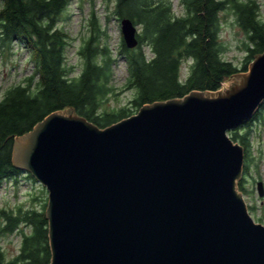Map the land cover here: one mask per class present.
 Wrapping results in <instances>:
<instances>
[{
    "label": "water",
    "instance_id": "1",
    "mask_svg": "<svg viewBox=\"0 0 264 264\" xmlns=\"http://www.w3.org/2000/svg\"><path fill=\"white\" fill-rule=\"evenodd\" d=\"M120 22L137 47L138 25ZM263 103L264 51L219 90L106 127L69 107L15 136L14 166L48 191V264H264V224L239 190L245 148L229 134Z\"/></svg>",
    "mask_w": 264,
    "mask_h": 264
},
{
    "label": "trees",
    "instance_id": "2",
    "mask_svg": "<svg viewBox=\"0 0 264 264\" xmlns=\"http://www.w3.org/2000/svg\"><path fill=\"white\" fill-rule=\"evenodd\" d=\"M71 0H0V47L11 48L14 42L27 47L33 73L24 83L6 90L0 99V186L16 179L24 171L13 164V139L30 130L50 113L74 107L77 112L101 127H106L134 113L131 106L106 109L104 103L114 92L112 81L118 59L109 44L102 41L101 24L95 12L91 31L79 49L82 68L66 61L70 35L59 22ZM184 12L176 14L171 0H116L114 13L129 17L141 26L139 45L128 48L124 40L119 55L127 65L126 86L135 90L131 104L138 111L155 101L183 97L192 90H219L222 83L240 71L248 70L254 56L264 51V21L257 0H180ZM231 9L237 25L246 34L248 52L243 67L224 57L226 46L221 39L220 13ZM147 46L151 56L144 47ZM184 62L190 63L182 78ZM264 119V103L254 118L241 127H250ZM250 131L230 132L245 148L244 171L251 163ZM32 177L31 174H29ZM244 180L239 189L244 190ZM43 208L2 209L4 234L19 230L22 239L18 254L8 258L0 247V264H48L51 250L48 220Z\"/></svg>",
    "mask_w": 264,
    "mask_h": 264
},
{
    "label": "rangeland",
    "instance_id": "3",
    "mask_svg": "<svg viewBox=\"0 0 264 264\" xmlns=\"http://www.w3.org/2000/svg\"><path fill=\"white\" fill-rule=\"evenodd\" d=\"M176 14L184 12L180 0H171ZM260 6V17L264 21V0H257ZM116 0H71L67 10L63 13L59 22L70 35V43L66 48V61L68 65L75 67V74L82 68V59L79 49L91 31L90 19L95 12L101 24L102 41L108 43L116 59L114 66V78L112 85L114 92L108 96L104 103L106 109H119L128 106L137 112L130 103L135 95V90L126 86L128 77L127 65L123 56L119 55L120 46L123 41L121 29V18L114 13ZM1 5V2H0ZM222 29L221 39L226 46L224 57L231 60L238 66L243 67L248 52L245 50L244 41L246 34L237 25L236 15L231 9L220 13ZM139 32L141 26L138 25ZM149 56L151 52L147 46L144 47ZM31 54L27 47L19 42H14L11 48L0 47V99L3 98L7 89L11 86L24 83L26 78L34 71L31 63ZM248 62V67H249ZM190 63L182 65L181 77L185 78ZM133 113V114H134ZM240 133L250 131V157L251 163L248 172L244 171L243 186L241 190L248 204L249 212L256 222L264 224V196L260 197L257 183L264 182V119H256L250 127L238 128ZM234 131V130H233ZM232 132V131H230ZM229 132V134H230ZM231 136V135H230ZM48 202L47 189L29 173L23 172L16 179H7L0 186V226L4 225L1 214L2 209H15L23 206L24 209H41L44 203ZM26 232L31 230L30 226L21 225L19 230L4 234L0 232V247L8 258L18 254L21 245V229Z\"/></svg>",
    "mask_w": 264,
    "mask_h": 264
}]
</instances>
